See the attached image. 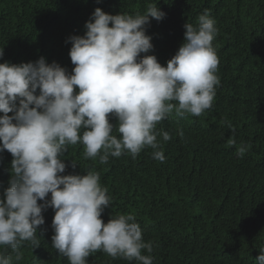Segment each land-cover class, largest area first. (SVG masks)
I'll return each mask as SVG.
<instances>
[{
    "label": "trees",
    "instance_id": "16d2710c",
    "mask_svg": "<svg viewBox=\"0 0 264 264\" xmlns=\"http://www.w3.org/2000/svg\"><path fill=\"white\" fill-rule=\"evenodd\" d=\"M150 3L165 13L160 21L150 17L146 26L153 44L147 54L155 55L161 65L183 43L185 23L196 25L199 15L209 10L218 29L212 43L220 85L213 107L199 117L173 113L158 123L157 129L172 137L165 142L157 136L164 162L155 160L146 147L135 159L110 157L102 165L98 157L85 158L78 143L68 145L60 157L66 165L61 175L99 172L101 186L112 198L102 220L134 214L144 242L153 245V264H255L264 248V0H0V63L44 57L71 73L69 37L84 35L95 8L135 15L143 14ZM110 122L117 123L114 117ZM113 134L119 138L115 128ZM230 139L236 145L230 146ZM242 142L250 148L240 158L236 150ZM11 160L7 150L0 152V197L8 187ZM42 215L39 246L22 242L20 260L13 250L0 246L12 264H70L52 246L54 209L48 207ZM87 260L140 264L103 251Z\"/></svg>",
    "mask_w": 264,
    "mask_h": 264
},
{
    "label": "clouds",
    "instance_id": "9594fccd",
    "mask_svg": "<svg viewBox=\"0 0 264 264\" xmlns=\"http://www.w3.org/2000/svg\"><path fill=\"white\" fill-rule=\"evenodd\" d=\"M150 17L160 21L165 13L155 3L135 15L95 8L84 35L69 37L71 73L44 57L0 63V152L12 156L8 187L0 197V246L13 250L16 260L22 258V242L39 246L42 212L51 207L52 246L70 264H88L87 258L97 251L153 264V245L144 242L134 214L102 220L112 198L101 186L100 173L61 175L66 165L60 158L68 145L79 143L85 158L98 157L102 165L110 157L135 159L146 147L155 160L164 162L157 136L165 142L172 137L158 130V123L173 113L199 117L213 107L220 85L212 43L218 29L209 10L199 15L196 25L185 23L183 43L166 65L147 54L153 49L146 34ZM3 55L0 47V58ZM178 134L182 137L183 130ZM228 143L236 145V140ZM249 148L242 142L236 155L242 158ZM0 264H12V258L0 252ZM255 264H264V248Z\"/></svg>",
    "mask_w": 264,
    "mask_h": 264
}]
</instances>
